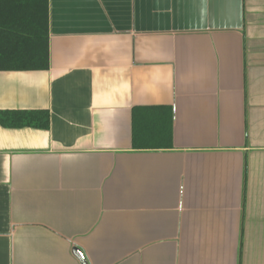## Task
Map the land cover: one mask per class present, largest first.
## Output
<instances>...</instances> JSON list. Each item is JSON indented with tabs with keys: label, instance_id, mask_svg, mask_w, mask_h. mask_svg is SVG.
<instances>
[{
	"label": "crops",
	"instance_id": "obj_1",
	"mask_svg": "<svg viewBox=\"0 0 264 264\" xmlns=\"http://www.w3.org/2000/svg\"><path fill=\"white\" fill-rule=\"evenodd\" d=\"M171 106L137 149L136 106ZM0 264H264V0H49V68L0 71Z\"/></svg>",
	"mask_w": 264,
	"mask_h": 264
},
{
	"label": "trees",
	"instance_id": "obj_2",
	"mask_svg": "<svg viewBox=\"0 0 264 264\" xmlns=\"http://www.w3.org/2000/svg\"><path fill=\"white\" fill-rule=\"evenodd\" d=\"M49 68V0H0V71ZM6 128L48 129V109H0ZM171 106H136L133 142L137 149L170 148Z\"/></svg>",
	"mask_w": 264,
	"mask_h": 264
},
{
	"label": "water",
	"instance_id": "obj_3",
	"mask_svg": "<svg viewBox=\"0 0 264 264\" xmlns=\"http://www.w3.org/2000/svg\"><path fill=\"white\" fill-rule=\"evenodd\" d=\"M73 253L79 259L80 264H89V261L87 260L85 254L79 247L75 246L73 248Z\"/></svg>",
	"mask_w": 264,
	"mask_h": 264
}]
</instances>
